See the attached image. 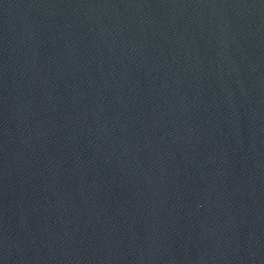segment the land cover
Wrapping results in <instances>:
<instances>
[{
  "label": "water",
  "instance_id": "water-1",
  "mask_svg": "<svg viewBox=\"0 0 264 264\" xmlns=\"http://www.w3.org/2000/svg\"><path fill=\"white\" fill-rule=\"evenodd\" d=\"M0 264H264V0H0Z\"/></svg>",
  "mask_w": 264,
  "mask_h": 264
}]
</instances>
